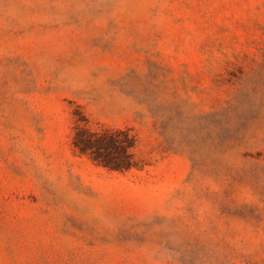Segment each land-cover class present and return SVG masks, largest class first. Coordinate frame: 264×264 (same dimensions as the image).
Segmentation results:
<instances>
[{
  "label": "rangeland",
  "instance_id": "374dc122",
  "mask_svg": "<svg viewBox=\"0 0 264 264\" xmlns=\"http://www.w3.org/2000/svg\"><path fill=\"white\" fill-rule=\"evenodd\" d=\"M0 264H264V0H0Z\"/></svg>",
  "mask_w": 264,
  "mask_h": 264
},
{
  "label": "trees",
  "instance_id": "16d2710c",
  "mask_svg": "<svg viewBox=\"0 0 264 264\" xmlns=\"http://www.w3.org/2000/svg\"><path fill=\"white\" fill-rule=\"evenodd\" d=\"M99 139V138H97ZM101 140H96V139H92L91 137H83V144L82 145H76L81 153L83 154H91L94 155L93 156V160L95 162H97L100 166H103L105 168H108L110 170L113 171H126V170H130L132 168V165L129 163V160H127V155H126V159L124 161H109V159H106L105 157H103V155H101V151L102 148L100 147ZM112 142L116 145L117 141L115 139H112ZM122 151H124L123 153L125 154V150L128 147H131L129 141L125 143H122V145H120Z\"/></svg>",
  "mask_w": 264,
  "mask_h": 264
}]
</instances>
